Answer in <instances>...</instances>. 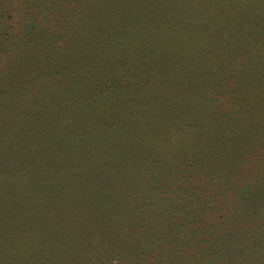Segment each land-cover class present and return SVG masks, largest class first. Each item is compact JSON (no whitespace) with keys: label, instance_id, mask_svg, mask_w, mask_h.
<instances>
[{"label":"trees","instance_id":"trees-1","mask_svg":"<svg viewBox=\"0 0 264 264\" xmlns=\"http://www.w3.org/2000/svg\"><path fill=\"white\" fill-rule=\"evenodd\" d=\"M83 2L0 26V264H264V0Z\"/></svg>","mask_w":264,"mask_h":264},{"label":"rangeland","instance_id":"rangeland-1","mask_svg":"<svg viewBox=\"0 0 264 264\" xmlns=\"http://www.w3.org/2000/svg\"><path fill=\"white\" fill-rule=\"evenodd\" d=\"M49 1L50 0H5L4 4L1 5L0 7L1 8L0 16H4L3 18L4 20L3 19L0 20V26L2 27L1 32L8 30L9 37L15 36L21 29L24 21L32 22L38 16H69L67 17V19H64L63 21L67 20L70 22H72L73 20H76V22L80 21V19L77 18L76 16H79L80 18L83 16H95L96 12H97V16H105L104 13H101V14L99 13V9H96V10L92 9L88 5L83 6V4H85L83 2L84 0H80L79 4L74 3L71 6L67 5V6L61 7V9L59 10L57 9L54 10V4L56 3H50ZM84 8H87L86 11H88L89 13H82V10H84ZM139 16H142V15H139ZM143 16H146V15L144 14ZM58 22L59 21L57 17H55L52 23L53 29L56 28L54 25ZM143 22L146 23L147 19H143ZM26 30L30 31L31 26L30 25L27 26ZM8 53L10 55V51H8ZM1 58L5 60L3 56ZM135 209L136 208L134 207H129V209H125V210L130 214L131 211L134 212ZM160 214L161 216H163L165 213L160 212ZM165 224H169V223L166 222L165 220ZM184 235L186 236L185 242H187L188 238L191 237L190 232L184 231L180 234V236H184ZM183 244L185 245L186 243L171 241L167 243V246L163 245L162 247L163 249L159 250V255H158V258L162 260L161 264H170L168 261V256L170 253L169 251L170 245H172L171 247L175 246L176 248H178V247L183 246ZM189 253H190V250L183 251L182 257L189 255ZM173 254L178 255V253H175V252H173ZM120 255L122 257H125L126 253H123ZM178 258L180 257L178 256ZM132 259L133 257L130 260L122 261L121 264H136L134 261H132ZM135 259L137 258L135 257ZM83 264H115V263H111V262L108 263L107 261L96 262L92 258H90L88 262H84ZM139 264H148V263L147 261H140Z\"/></svg>","mask_w":264,"mask_h":264}]
</instances>
